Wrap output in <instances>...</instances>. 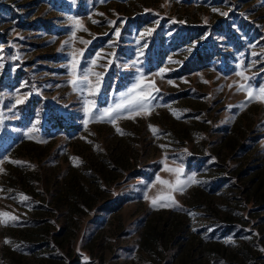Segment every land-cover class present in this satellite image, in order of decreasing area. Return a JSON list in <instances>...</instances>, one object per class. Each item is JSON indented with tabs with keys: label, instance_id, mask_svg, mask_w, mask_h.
Instances as JSON below:
<instances>
[{
	"label": "rangeland",
	"instance_id": "obj_1",
	"mask_svg": "<svg viewBox=\"0 0 264 264\" xmlns=\"http://www.w3.org/2000/svg\"><path fill=\"white\" fill-rule=\"evenodd\" d=\"M138 81L147 109L96 118ZM245 84L264 87V0H0V264H264Z\"/></svg>",
	"mask_w": 264,
	"mask_h": 264
},
{
	"label": "snow or ice",
	"instance_id": "obj_2",
	"mask_svg": "<svg viewBox=\"0 0 264 264\" xmlns=\"http://www.w3.org/2000/svg\"><path fill=\"white\" fill-rule=\"evenodd\" d=\"M213 11H216L215 9ZM223 15H227L226 13H222ZM95 23V21H93ZM75 24H79V21H74ZM151 30H149L150 32ZM117 35H119V32L117 30ZM73 38L75 37V32H73ZM144 35V34H142ZM77 64L76 61V56L75 53L72 54V65L69 68V75L72 77V79L69 81V83L75 88L77 86L78 83H80L81 81H87L88 80V75H84L82 78L78 79L77 75H76V69H75V65ZM164 70L161 69V72H163ZM99 76V74H97ZM237 76H241L243 79L247 80V77H244L243 74L241 72H237ZM169 83H171V81H169ZM137 90H139L137 92ZM239 90H243L245 91L247 97L249 100L255 99V98H259L260 102H264V87L259 89V92L257 93L254 89H251L247 84L245 85H241L238 89ZM129 94L132 95V98L127 100L125 103L123 104H116L114 107L112 108H108L103 110L102 112L99 113V116L96 117L97 119L100 120H104L107 119L109 122L111 123H115V120L120 119L122 114H124L125 112L128 113L130 116L137 114L139 112L144 111L145 109H147L149 107L148 101H149V93L146 92L144 86L142 85L141 82L138 81V83L133 84L132 87L128 90ZM157 92H159V89H156ZM97 92L92 90V86L89 85V95H96ZM154 98V97H153ZM22 101H17V103H21ZM93 111V105L92 102L90 101H85V115L86 117H88ZM88 120H85V124H87ZM151 128V126H150ZM117 131H119V129H117ZM25 135H28V133H25ZM168 171H175L177 172V185H168L172 191H183V187H177L180 185V180H179V173L182 172V169H167ZM157 182H159L160 184H167V182L163 181L160 179V177H157ZM146 199H148V197H145ZM24 199H27V197H25ZM164 199H169L167 197L164 196H158L157 198H154L151 203L153 206L157 205L158 200H164ZM173 206L174 202H173ZM4 216H7V213H2L0 212V223H3L2 218ZM11 219L13 221H15L17 218L16 217H11ZM7 243V241H5Z\"/></svg>",
	"mask_w": 264,
	"mask_h": 264
},
{
	"label": "trees",
	"instance_id": "obj_3",
	"mask_svg": "<svg viewBox=\"0 0 264 264\" xmlns=\"http://www.w3.org/2000/svg\"><path fill=\"white\" fill-rule=\"evenodd\" d=\"M56 120V122L58 123V128H61V120H59V121H57L58 119H55ZM67 128H69V125L67 126Z\"/></svg>",
	"mask_w": 264,
	"mask_h": 264
}]
</instances>
